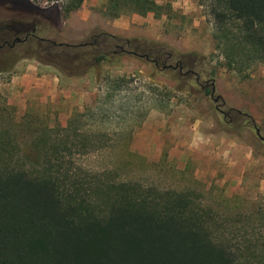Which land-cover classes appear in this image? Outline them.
I'll return each mask as SVG.
<instances>
[{"label": "trees", "instance_id": "1", "mask_svg": "<svg viewBox=\"0 0 264 264\" xmlns=\"http://www.w3.org/2000/svg\"><path fill=\"white\" fill-rule=\"evenodd\" d=\"M199 1L209 7L216 45L231 67L264 64V0ZM12 2L59 29L58 6ZM84 2L71 0L65 13L78 11ZM172 11L154 0H109L108 5L111 17L153 13L156 19H170ZM28 43L35 45L33 57L40 64L70 78L85 77L122 56L161 71L184 72L182 77L194 75L187 57L178 58L154 41L99 32L87 42L63 44L37 31ZM8 109L3 106L0 116L12 117ZM221 113L238 127L258 129L247 113ZM78 117L66 126L40 128L34 116L25 114L20 121L9 118L23 129L0 131V264H247L242 247L233 245L213 210L203 209L193 193L117 183L107 172L79 169L74 156L103 149L108 136L90 132L86 122L83 132L76 126Z\"/></svg>", "mask_w": 264, "mask_h": 264}, {"label": "rangeland", "instance_id": "2", "mask_svg": "<svg viewBox=\"0 0 264 264\" xmlns=\"http://www.w3.org/2000/svg\"><path fill=\"white\" fill-rule=\"evenodd\" d=\"M28 1L42 9L59 7V29L42 20L39 34L69 44L63 33L74 13H65L71 0ZM199 2L167 0L174 10L170 21L153 29L154 42L178 58L187 57L186 63L191 61L186 65L193 76L182 77L184 72L161 71L151 63L122 56L92 69L75 92L66 89L56 101L31 96L24 112L9 104L1 91L0 111L9 108L15 121L30 114L40 128L66 126L79 113L76 126L83 132L86 122L90 132L108 136L103 149L74 156L79 169L107 172L117 183L193 193L203 209L213 210L233 245L242 247V260L264 264V141L255 129L238 127L221 113L233 109L249 114L264 138V64L231 67L225 51L216 45L209 7ZM177 3L183 7L177 9ZM27 10L1 4L0 20L29 19ZM34 48L26 44L0 50V71H11L23 59L37 61ZM7 79V73L0 76L3 83ZM213 82L214 98H221L218 103L211 97ZM12 117L0 116V131L23 129L12 123ZM80 180L85 185V177Z\"/></svg>", "mask_w": 264, "mask_h": 264}, {"label": "crops", "instance_id": "3", "mask_svg": "<svg viewBox=\"0 0 264 264\" xmlns=\"http://www.w3.org/2000/svg\"><path fill=\"white\" fill-rule=\"evenodd\" d=\"M159 6H171L167 0H154ZM180 3L185 0H179ZM180 3L175 4L179 9ZM109 0H85L78 11L71 14L70 27L63 33L69 44H81L99 32L122 39H143L154 41V27H160L161 21H170L167 15L156 19L153 13L147 16L139 14H126L111 17L108 14ZM174 11V10H173ZM172 11V12H173ZM8 75L7 82L0 81L1 91L6 94L9 104L17 106L20 112L28 108L29 98L33 95H42L51 101L58 100L68 89L75 92L74 87L85 82V78H70L59 73L49 65H43L37 61L23 59L13 66L9 72L0 71L1 75ZM154 115H151L152 119Z\"/></svg>", "mask_w": 264, "mask_h": 264}, {"label": "flooded vegetation", "instance_id": "4", "mask_svg": "<svg viewBox=\"0 0 264 264\" xmlns=\"http://www.w3.org/2000/svg\"><path fill=\"white\" fill-rule=\"evenodd\" d=\"M13 0H1L0 5L11 3L17 9L24 6L19 2H12ZM24 12V10H22ZM42 26V20L34 15L29 19L24 20H0V50L8 48L10 50L16 49L18 46L29 44V39L39 31ZM20 40V41H18ZM33 52V51H32ZM199 81V78H198ZM212 92V90H211Z\"/></svg>", "mask_w": 264, "mask_h": 264}, {"label": "water", "instance_id": "5", "mask_svg": "<svg viewBox=\"0 0 264 264\" xmlns=\"http://www.w3.org/2000/svg\"><path fill=\"white\" fill-rule=\"evenodd\" d=\"M18 41H20V40H18ZM215 93H216V87H215V82H213L212 83V92H211V97L212 98H214ZM220 99H221L220 97L214 98V102L218 103L220 101ZM256 134L262 141H264V138L261 136V132H260L259 129H256Z\"/></svg>", "mask_w": 264, "mask_h": 264}]
</instances>
